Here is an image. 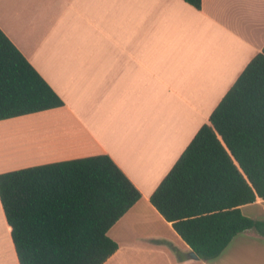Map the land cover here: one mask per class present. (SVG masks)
Here are the masks:
<instances>
[{
    "label": "crops",
    "instance_id": "crops-1",
    "mask_svg": "<svg viewBox=\"0 0 264 264\" xmlns=\"http://www.w3.org/2000/svg\"><path fill=\"white\" fill-rule=\"evenodd\" d=\"M0 30L64 105L0 121V174L107 155L140 193L104 264H264L236 235L203 261L149 197L264 47V0H0ZM264 221V200L240 207ZM0 203V264H18Z\"/></svg>",
    "mask_w": 264,
    "mask_h": 264
},
{
    "label": "trees",
    "instance_id": "trees-1",
    "mask_svg": "<svg viewBox=\"0 0 264 264\" xmlns=\"http://www.w3.org/2000/svg\"><path fill=\"white\" fill-rule=\"evenodd\" d=\"M196 10L201 0H182ZM64 105L0 30V121ZM140 193L107 155L0 174L18 264H104L108 231ZM264 200V47L246 65L149 197L203 261L239 233L264 237L240 207Z\"/></svg>",
    "mask_w": 264,
    "mask_h": 264
},
{
    "label": "water",
    "instance_id": "water-1",
    "mask_svg": "<svg viewBox=\"0 0 264 264\" xmlns=\"http://www.w3.org/2000/svg\"><path fill=\"white\" fill-rule=\"evenodd\" d=\"M190 255H191L192 258H196V254L194 252H191Z\"/></svg>",
    "mask_w": 264,
    "mask_h": 264
}]
</instances>
